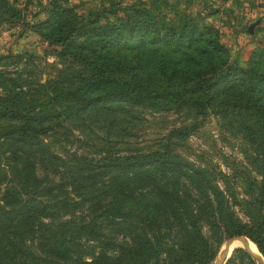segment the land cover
Wrapping results in <instances>:
<instances>
[{"label":"trees","instance_id":"obj_1","mask_svg":"<svg viewBox=\"0 0 264 264\" xmlns=\"http://www.w3.org/2000/svg\"><path fill=\"white\" fill-rule=\"evenodd\" d=\"M156 3L123 6L111 13V20L105 15L100 19L98 11L81 17L73 8L50 4L53 43L69 47L76 43L68 55L88 71L77 87L84 92L73 89V112L145 98L165 103L173 95L177 103L190 102L202 114L220 86L230 83L228 88L236 86L242 92L235 110L249 114L251 124L255 111L264 108V45L251 54L245 68L229 66L216 78L208 72L212 67L197 68L188 76L174 69L165 79L179 84V91L171 94L166 88L160 92L146 88L145 96H133V89L145 85L140 83L147 74H128L125 80L128 75L124 76L126 71L117 59L120 55L140 51L147 44L160 45L172 54L180 48L187 51L209 30L186 12L178 17L175 13L169 18L160 16ZM187 80L189 85L183 86ZM19 85L0 95V118L18 122L16 129L2 134V143H7L4 151L11 157L12 178L0 191V264H209L221 234L246 238L264 259V212L260 211L264 180L256 184L247 178L236 192L228 175L209 166L191 165L167 144L140 155L109 156L93 163L76 156L61 170L52 151L48 152L47 165L53 173L59 170L62 180H48L41 194L33 175L35 165H42V143L37 137L47 131L54 136L61 127V114L49 111L51 103L29 96ZM113 86L119 89L111 90ZM239 174L246 171L231 169L232 178L239 179ZM215 175L220 176V184L213 179ZM146 231L163 238V257H157L158 246L149 243ZM113 232L122 238L117 241L116 257L108 254L113 250ZM125 237L139 238L140 244L122 248ZM237 254L253 264L242 248L232 249V255Z\"/></svg>","mask_w":264,"mask_h":264},{"label":"rangeland","instance_id":"obj_2","mask_svg":"<svg viewBox=\"0 0 264 264\" xmlns=\"http://www.w3.org/2000/svg\"><path fill=\"white\" fill-rule=\"evenodd\" d=\"M153 2L156 3L155 0H0V95L8 90L15 91L21 84L19 88L29 96L51 103L49 111L61 114L58 117L62 120L61 127L56 128L54 136L47 131L37 137L42 143V165H35L33 175L40 183L41 194L45 192L48 180H62L59 179L60 171L53 173L47 165L48 152L52 151L61 170L70 158L76 156L93 163L109 156L140 155L161 148L163 144L193 166H209L228 175L236 192L241 190L239 185L247 178L256 184L263 182L264 108L261 106L255 111V118L249 124V114L235 110L241 102L238 101L241 89L236 86L228 88L232 86L230 83L220 86L214 101L202 114L190 102L189 105L177 103L173 95L165 103L145 98L137 103L98 104L84 112H73V89L80 88L88 71L68 55L70 49L76 48V43L70 47L53 43L50 4L73 8L81 17L98 11L100 19L105 15L111 20V13H117L123 6L143 4L151 7ZM167 2L170 3L167 6L156 3L160 16L169 18L170 14L175 13L178 17L181 12L189 13L196 24L208 27V34L187 51L180 48L172 54L171 50L160 45L147 44L140 51L120 55L117 59L126 71L124 76L147 74L140 83L145 85L138 84L143 87L133 89L135 98L145 96L146 88H155L157 92L166 88L171 94L179 91V84H169L165 79V74L174 69L188 76L197 68L212 67L208 72L216 78L229 66L245 68L251 54L264 45V0ZM186 57L192 59L185 60ZM128 78L129 75L125 80ZM187 84L189 80L183 82V86ZM113 87L111 90L119 89ZM124 87L123 91L128 93ZM77 90L84 92V89ZM17 126L18 122L13 119L0 118V191L12 178L11 157L4 151L7 143H2V134ZM234 167L246 171V174H239V179L232 178L230 174ZM213 179L220 184V176L215 175ZM234 211L243 218L237 207ZM260 211L264 212V202ZM112 237L113 250L108 254L116 257L119 251L117 241L122 238L114 232ZM218 237L221 242L214 247L215 254L209 264H214L223 243L230 239L224 234ZM146 238L154 248L158 246L157 257H163L161 235L153 236L146 231ZM124 240L122 248L140 244L139 238L125 237ZM95 245L101 243L95 242ZM243 259L238 254L232 255L230 250L221 264H247Z\"/></svg>","mask_w":264,"mask_h":264},{"label":"water","instance_id":"obj_3","mask_svg":"<svg viewBox=\"0 0 264 264\" xmlns=\"http://www.w3.org/2000/svg\"><path fill=\"white\" fill-rule=\"evenodd\" d=\"M238 237H231L229 240H227L226 242L223 243L222 248L220 249V252L218 254V258L217 260L214 262V264H221L224 259L226 258L227 254H228V249L232 250L233 248H242L244 249L249 255L250 257L253 259V261L255 262V264H263L261 261V255L259 254V256H257L256 254H254L250 248L246 245L245 242L241 241V240H235V238H239ZM244 238V237H241ZM246 239V238H244ZM247 240V239H246ZM236 243L235 245H233L231 248L230 246ZM257 251V249H256ZM258 252V251H257Z\"/></svg>","mask_w":264,"mask_h":264},{"label":"bare ground","instance_id":"obj_4","mask_svg":"<svg viewBox=\"0 0 264 264\" xmlns=\"http://www.w3.org/2000/svg\"><path fill=\"white\" fill-rule=\"evenodd\" d=\"M235 240H241V241H243V242H245L246 243V245L250 248V250L254 253V254H256L257 256H259V254H258V252L256 251V248L254 247V246H251L250 244H249V242L246 240V239H244V238H235ZM236 243H233L231 246H230V248L233 246V245H235ZM229 251H230V249H228V253H229ZM261 261H262V263L264 264V260H263V258H261Z\"/></svg>","mask_w":264,"mask_h":264}]
</instances>
